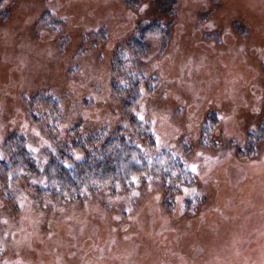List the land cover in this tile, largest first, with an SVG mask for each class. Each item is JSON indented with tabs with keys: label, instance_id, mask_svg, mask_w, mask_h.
Instances as JSON below:
<instances>
[{
	"label": "rangeland",
	"instance_id": "rangeland-1",
	"mask_svg": "<svg viewBox=\"0 0 264 264\" xmlns=\"http://www.w3.org/2000/svg\"><path fill=\"white\" fill-rule=\"evenodd\" d=\"M121 50L144 80L128 113L111 90ZM39 96L60 109L57 143L30 118ZM133 112L144 155L171 152L182 180L61 205L27 189L44 181L0 187V264H264V0H10L0 150L16 133L43 168L76 124L110 132Z\"/></svg>",
	"mask_w": 264,
	"mask_h": 264
},
{
	"label": "trees",
	"instance_id": "trees-1",
	"mask_svg": "<svg viewBox=\"0 0 264 264\" xmlns=\"http://www.w3.org/2000/svg\"><path fill=\"white\" fill-rule=\"evenodd\" d=\"M9 2L0 0V18L7 17ZM140 43L137 40L130 48L134 52L140 46L138 55L143 49V43ZM130 55L129 50H121L111 66V90L113 95L125 97L126 113L132 110L133 104L140 98L139 87L144 81L143 77L134 75ZM29 109L31 120L43 124L52 134V141L57 143V135L60 134V109L57 102L39 96L31 101ZM128 119L127 128L119 125L110 132L103 128L86 135L81 133L80 125L76 124L64 135L70 136L69 141L51 147L52 151L43 168L29 154L22 137L16 133L9 135L0 150L1 190L7 189L9 183L17 180L22 179L27 183L33 178L38 182L44 181L43 184H26L38 203L61 205L101 191L125 194L141 179L157 178V182L163 185L176 183V178L182 180L187 172L182 170L181 161L171 152L163 150L151 161L144 155L145 144L139 141L144 137L140 118L135 113L133 116L128 114ZM128 129L131 132L127 133ZM137 132L138 139L134 137ZM259 136L264 137V126ZM151 139L149 137L148 142L154 143Z\"/></svg>",
	"mask_w": 264,
	"mask_h": 264
},
{
	"label": "snow or ice",
	"instance_id": "snow-or-ice-1",
	"mask_svg": "<svg viewBox=\"0 0 264 264\" xmlns=\"http://www.w3.org/2000/svg\"><path fill=\"white\" fill-rule=\"evenodd\" d=\"M140 119L142 120L143 117H140ZM190 170H191L192 172H196V167H195V166H190Z\"/></svg>",
	"mask_w": 264,
	"mask_h": 264
}]
</instances>
